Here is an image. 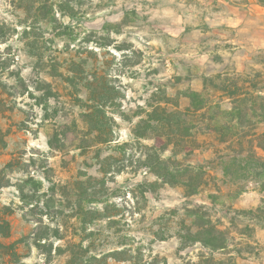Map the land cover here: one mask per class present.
I'll return each instance as SVG.
<instances>
[{"label":"rangeland","instance_id":"374dc122","mask_svg":"<svg viewBox=\"0 0 264 264\" xmlns=\"http://www.w3.org/2000/svg\"><path fill=\"white\" fill-rule=\"evenodd\" d=\"M2 35L0 243L15 254L0 264H65L80 241L158 264H264L262 4L0 0ZM156 153L194 168L193 187L150 173ZM81 209L115 222L83 224Z\"/></svg>","mask_w":264,"mask_h":264},{"label":"trees","instance_id":"16d2710c","mask_svg":"<svg viewBox=\"0 0 264 264\" xmlns=\"http://www.w3.org/2000/svg\"><path fill=\"white\" fill-rule=\"evenodd\" d=\"M260 4L264 6V0H257ZM4 36H0V42H4ZM198 93H190L189 97L197 96ZM147 123L149 121H146ZM144 123V120L141 119L137 126L133 129V135L135 137L140 138H146V134H140L139 128L140 124ZM50 147H53L52 143H49ZM152 159L153 163H150V165L147 166L150 173H152L154 176H156L159 180H161L162 183H168V184H176L181 183L188 188L193 187L192 182L194 180L192 176V172L194 171V168H192L190 165L187 166L185 169H180L177 167H173L169 164V161L167 159H163L160 154L156 153L154 158L148 157V160ZM174 164V163H173ZM257 165L261 168V173H259V176H264V159H261L260 157H257ZM10 166V163H8L5 166V169ZM158 169V170H156ZM184 171V172H183ZM183 172V173H181ZM172 178V179H170ZM89 180H96L90 177ZM6 186V185H2ZM264 186V185H263ZM1 188V187H0ZM195 192V187L192 188ZM191 194V191H189ZM193 192V191H192ZM84 198H91L89 202H93L95 200L96 195L94 192H91L87 195H84ZM80 220L83 224L90 223L95 220H102L107 219L109 224L114 223L115 221L111 219V216H107L104 211H99L97 209L93 210H83L81 209L78 213ZM89 221H88V219ZM110 226V225H109ZM9 234V225L7 221H2L0 223V235L2 237H7ZM89 233L88 235H90ZM0 249L10 251L12 254H15L13 251V245H4L0 243ZM66 252L68 254V258L65 262V264H107L108 260H113L117 262H124L127 264H158V260L153 259L152 261H144L143 256L140 252L136 251L134 253L131 249H121V250H113L111 252L105 253L101 256L91 255L89 252V247L84 246L82 241L78 243H68L66 246ZM59 250H64L59 248ZM162 264H166L163 260Z\"/></svg>","mask_w":264,"mask_h":264}]
</instances>
